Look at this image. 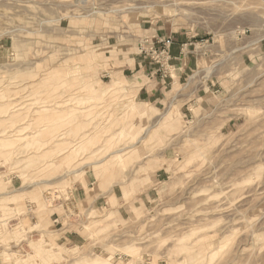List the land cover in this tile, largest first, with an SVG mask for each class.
I'll return each mask as SVG.
<instances>
[{"label": "rangeland", "instance_id": "1", "mask_svg": "<svg viewBox=\"0 0 264 264\" xmlns=\"http://www.w3.org/2000/svg\"><path fill=\"white\" fill-rule=\"evenodd\" d=\"M153 36L197 51L161 106ZM0 87V264H264V0H0Z\"/></svg>", "mask_w": 264, "mask_h": 264}, {"label": "crops", "instance_id": "2", "mask_svg": "<svg viewBox=\"0 0 264 264\" xmlns=\"http://www.w3.org/2000/svg\"><path fill=\"white\" fill-rule=\"evenodd\" d=\"M156 33L158 34V32ZM186 40L187 38L183 39L182 37L174 38L169 46V69L167 74L154 73L150 59L136 50V52L128 51L122 61L119 60L121 62L118 71L119 77L130 78L136 81L138 85L140 84L137 90L138 99L143 98L145 101L161 106L166 93L176 91L178 83L188 80L189 72H192L196 65L197 51L193 50V43L185 42ZM181 43L185 45L184 48H181ZM188 101L190 102L191 99H188ZM192 101L196 103L197 98Z\"/></svg>", "mask_w": 264, "mask_h": 264}, {"label": "built area", "instance_id": "3", "mask_svg": "<svg viewBox=\"0 0 264 264\" xmlns=\"http://www.w3.org/2000/svg\"><path fill=\"white\" fill-rule=\"evenodd\" d=\"M171 38L153 36L144 38L138 44V52L150 59L155 69L167 74L169 68V46Z\"/></svg>", "mask_w": 264, "mask_h": 264}, {"label": "bare ground", "instance_id": "4", "mask_svg": "<svg viewBox=\"0 0 264 264\" xmlns=\"http://www.w3.org/2000/svg\"><path fill=\"white\" fill-rule=\"evenodd\" d=\"M76 2H77V1H76ZM6 36H7V35H6ZM15 46H16V45H15ZM18 47H19V45H18ZM13 48H15V47H13ZM18 49H19V48H18ZM10 50H13V49H10ZM12 52H13V51H12ZM15 52H16V51H15ZM10 53H11V52H10ZM16 53H17V52H16ZM12 77H13V76H12ZM137 79H138V78H137ZM133 81H134V80H133ZM9 83H10V82H9ZM8 85H9V84H8ZM11 85H13V84H11ZM11 85H10V86H11ZM0 88H1V87H0ZM2 94H3V93H2ZM4 95H5V94H4ZM16 95H17V94H16ZM12 96H13V95H12ZM12 96H11V97H12ZM37 97H38V96H37ZM39 97H40V96H39ZM35 99H36V98H35ZM7 101H8V100H7ZM27 101H28V100H27ZM32 101H34V100H32ZM38 101H39V100H38ZM41 101H42V100H41ZM0 102H1V101H0ZM10 102H12V101H10ZM10 102H9V103H10ZM29 102H31V101H29ZM34 102H35V101H34ZM25 103H26V102H25ZM32 103H33V102H32ZM0 104H1V103H0ZM13 104H14V103H13ZM13 104H12V105H13ZM16 104H17V103H16ZM20 104H21V103H20ZM14 105H15V104H14ZM21 105H22V104H21ZM29 105H30V104H29ZM38 105H39V104H38ZM19 106H20V105H19ZM23 106H24V105H23ZM32 106H34V104H32ZM12 107H13V106H12ZM28 107H29V106H28ZM35 107H37V106H35ZM38 107H39V106H38ZM45 107H46V106H45ZM45 107L43 106V108H45ZM8 108H9V107H8ZM16 108H17V106H16ZM24 108H25V107H24ZM30 108H32V107H30ZM40 108H42V107H40ZM12 109H13V108H12ZM33 109H34V108H33ZM35 109H37V108H35ZM35 109H34V110H35ZM17 110H19V109H17ZM27 110H28V109H27ZM29 110H30V109H29ZM31 110H32V109H31ZM37 110H38V109H37ZM43 110H45V109H43ZM2 113H3V112H2ZM2 113H1V115H3ZM4 113H5V112H4ZM6 113H7V111H6ZM28 113H29V112H28ZM28 113H27V114H28ZM33 114H35V113L33 112ZM5 115H6V114H5ZM28 115H29V114H28ZM30 115H31V114H30ZM7 116H9V115H7ZM32 117H33V116H32ZM32 117L30 116V118H32ZM24 119H25V118H24ZM28 120H29V119H28ZM47 121H48V120H47ZM2 122H3V121H2ZM22 122H24V121H22ZM55 122H56V121H55ZM12 123H14V122H12ZM52 123H53V122H52ZM9 124H10V125H13V124H11V122H10ZM9 124H8V125H9ZM14 124H15V123H14ZM22 124H25V123H22ZM4 125H5V124H4ZM10 125H9V126H10ZM15 126H16V125H15ZM19 126H20V125H19ZM21 126H22V125H21ZM11 128H12V126H11ZM20 128H21V127H20ZM40 128H41V127H40ZM58 128H60V127H58ZM35 129H37L35 132L40 133V129H39V127H38V128H35ZM1 130H2V129H1ZM15 130H16V129H15ZM26 130H27V129H26ZM62 130H63V129H62ZM11 131H12V129H11ZM11 131H10V132H11ZM33 131H34V130H33ZM33 131H32V132H33ZM65 131H66V130H65ZM65 131H64V132H65ZM2 132H3V130H2ZM8 132H9V131H8ZM12 132H13V131H12ZM57 133H58V132H54V133L52 134V136H51V137L49 138V140H48L49 143H50V142H57V141H58V139H56V138H58V134H57ZM12 134H14V132H13ZM59 134H60V133H59ZM61 134H62V133H61ZM4 135H5V134H4ZM6 135H7V134H6ZM28 135H29V134H28ZM13 136H14V135H13ZM21 136H22V135H21ZM23 136H24V134H23ZM36 136H37V135H36ZM64 136H65V135H64ZM17 137H18V136H17ZM28 137H29V136H28ZM34 137H35V136H34ZM39 137H40V136H39ZM9 138H10V137H9ZM11 138L14 139L13 137H11ZM20 138H23V137H20ZM20 138H19V139H20ZM60 138H61V137H60ZM72 138H73V137H72ZM5 139H6V138H5ZM40 139H41V137H40ZM15 140H16V139H15ZM44 140H45V139H44ZM56 140H57V141H56ZM28 141H29V140H28ZM33 141H34V140H33ZM41 142H42V141H41ZM21 143H23V142H21ZM79 143H80V142H79ZM27 144H28V143H26V145H27ZM32 144H33V143H32ZM40 144H41V143H40ZM40 144H39V145H40ZM50 144H51V143H50ZM17 145H18V144H17ZM36 145H37V144H36ZM51 145H52V144H51ZM56 145H57V143H56ZM6 146H7V145H6ZM31 146L33 147V145H31ZM42 146H44V145H42ZM7 147H8V146H7ZM32 147H31V148H32ZM34 147H35V146H34ZM22 148H23V147H22ZM5 149H6V148H5ZM11 149H12V148H11ZM19 149L21 150V148H19ZM34 149H35V148H34ZM43 149H44V148H43ZM100 149H101V148H100ZM13 150H14V149H13ZM16 150H17V149H16ZM61 150H62V149H61ZM44 151H45V150H44ZM96 151H97V150H96ZM10 152H11V151H10ZM117 152H119V151H118V150H112V151L109 152V154H110V156L113 157V158H114V156H116V158H118V157L120 158L119 153H117ZM30 154H31V153H30ZM30 154H29V155H30ZM36 154H37V153H36ZM8 155H9V154H8ZM32 156H33V155H32ZM35 156H36V155H35ZM71 156H72V153L67 154L66 157H65V161H66V162L69 161V159H70ZM122 156H123V155H122ZM113 158H112V159H113ZM121 158H122V157H121ZM110 159H111V158H110ZM44 160H45V159H43V161H44ZM95 160H97V158H96ZM98 160H99V159H98ZM98 160H97L96 162H94V166H96L95 164H97V163H101V162L104 160V157H103V159H101V160H99V161H98ZM115 161H116V160H115ZM27 162H28V161H27ZM104 163H105V161H104ZM101 164H102V163H101ZM92 166H93V164H92ZM51 167H52V166H51ZM96 167H97V166H96ZM93 168H94V167H93ZM98 168H100V166H99ZM94 169H96V168H94ZM100 169H101V168H100ZM97 170H98V169H97ZM100 171H101V170H100ZM68 172H72V171L70 170V171H68ZM98 173H99V172H98ZM96 175H97V174H96ZM43 180H44V179H43ZM48 180H49V179H48ZM40 182H41V181H40ZM42 182H44V181H42ZM33 184H34V183H33ZM30 185H32V184H30ZM24 186H25V185H24ZM17 190H18V189H17ZM4 193H5V192H4ZM0 194H1V193H0ZM60 201H61V200H60ZM65 201H66V200H65ZM62 202H63V201H62ZM63 204H64V203H63ZM64 207H65V206H64ZM73 207H74V206H73ZM69 208H70V207H69ZM8 212H9V211H8ZM66 213H67V212H66ZM7 215H8V214H7ZM4 219H5V218H4ZM1 220H2V219H1ZM5 221H6V220H5ZM2 226H3V225H2ZM23 232H24V231H23ZM35 233H36V232H35ZM37 233H38V232H37ZM37 233H36V234H37ZM21 234H22V233H21ZM37 235H38V234H37ZM30 236H31V235H30ZM41 237H43V236H41ZM38 238H39V237H38ZM38 238H37V239H38ZM21 239H22V238H21ZM37 239H36V240H37ZM46 239H47V238H46ZM33 240H34V239H33ZM38 240H39V239H38ZM43 240H44V239H43ZM47 240H48V239H47ZM9 241H10V240H9ZM44 241H45V240H44ZM35 242H36V241H35ZM35 242H34V243H35ZM31 243H32V242H31ZM31 243H30V244H31ZM42 243H43V242H42ZM42 243H41V244H42ZM45 243H46V241H45ZM3 244H4V243H3ZM3 244H2V245H3ZM30 244H29V245H30ZM32 244H33V243H32ZM46 244H48V243H46ZM36 245H37V244H36ZM4 246H5V245H4ZM9 246H10V244H9ZM34 246H35V244H34ZM6 247H7V246H6ZM38 247H39V246H38ZM38 247H37V248H38ZM53 247H54V246H53ZM29 248H30V247H29ZM37 248H35V249H37ZM7 249H8V248H7ZM33 249H34V247H32V251H33ZM35 249H34V250H35ZM37 250H38V249H37ZM37 250H36V251H37ZM2 251H3V250H2ZM30 251H31V250H30ZM39 251H40V249H39ZM42 252H43V249H42ZM42 252H41V253H42ZM44 252H45V251H44ZM59 252H60V251H59ZM39 253H40V252H39ZM57 253H58V252H57ZM1 257H2V256H1ZM3 257H4V255H3ZM4 258H5V257H4ZM108 259H109V258H108ZM80 261H81V260H80ZM94 264H98V262H95Z\"/></svg>", "mask_w": 264, "mask_h": 264}]
</instances>
